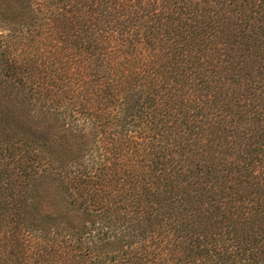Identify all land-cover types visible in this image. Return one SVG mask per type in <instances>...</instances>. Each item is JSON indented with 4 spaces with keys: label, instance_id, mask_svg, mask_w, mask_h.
I'll return each mask as SVG.
<instances>
[{
    "label": "trees",
    "instance_id": "obj_1",
    "mask_svg": "<svg viewBox=\"0 0 264 264\" xmlns=\"http://www.w3.org/2000/svg\"><path fill=\"white\" fill-rule=\"evenodd\" d=\"M0 264H264V0H0Z\"/></svg>",
    "mask_w": 264,
    "mask_h": 264
}]
</instances>
